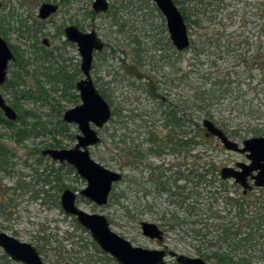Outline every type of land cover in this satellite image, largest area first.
Returning a JSON list of instances; mask_svg holds the SVG:
<instances>
[{"label": "rangeland", "instance_id": "obj_1", "mask_svg": "<svg viewBox=\"0 0 264 264\" xmlns=\"http://www.w3.org/2000/svg\"><path fill=\"white\" fill-rule=\"evenodd\" d=\"M94 1L1 0L0 36L6 39L16 58L9 63L8 78L0 86V93L11 106H18L15 109L19 114L29 110L34 115L24 116L30 131L22 141L15 138L19 122L14 128L0 124V142L8 156L6 166L0 168V230L33 244L45 264H119L61 206L60 198L66 188L79 194L87 181L70 164L42 154L47 148L73 147L80 133L78 125L63 120L66 110L81 103L75 84L84 77L82 59L77 44L68 41L64 33L66 26L77 25L84 32L95 30L105 44L102 51L94 53L92 77L112 108V118L107 124L99 129L92 125L101 141L89 147L90 154L102 165L122 173L107 205L98 206L80 194L77 205L88 213L106 215L111 229L135 246L171 249L190 256H199L197 249L207 255L218 248L227 251L226 242L216 243L214 238L213 224L221 221L214 212L222 211L220 214L229 221L234 219L235 210L225 208L221 200L212 199L209 191L220 187L216 177L210 173L207 181L198 185L188 166L197 164L203 170L210 161H218L221 170L237 162H248L246 156L225 149L212 135H206L211 140L195 143L183 152L173 151L171 145L161 153L158 151L166 148L164 143L172 130L179 134L176 138H181V129L174 128V124L164 129L165 121L170 110H182L180 101L191 106L187 99L193 94L192 86L201 80L197 74L214 72L218 66L230 67L240 60L223 52V48L205 49L200 56L203 63L194 58L192 46L177 51L154 0H107L106 12H96ZM43 3L59 4V9L49 18L41 19L39 9ZM190 4L214 17L195 35L188 27L190 41L195 37L203 40L206 29H225L227 38L251 41L252 46L243 42L236 50L252 55L261 35L264 40V0H192ZM221 18L224 21L219 22ZM18 56L24 58V65ZM247 88L243 82L242 89ZM254 95L255 91L249 89L246 97ZM197 115L194 112V117ZM243 118V123L229 131L216 125L241 144L254 136L245 133L256 125L246 116ZM203 119H200L202 126ZM183 129L189 136L196 132L188 120ZM152 130L161 131L153 143L149 141ZM123 140L129 151L142 149L141 160L124 161ZM153 168L156 170L150 173ZM175 177L177 185L185 188L183 193L182 188L174 186ZM214 179L215 183H211ZM160 181L172 187V193L159 188ZM227 181L230 195L238 197L243 188L232 179ZM250 192L259 193L258 189ZM174 213L182 219L180 224L170 220ZM141 221L167 226L164 240L146 237ZM256 243L252 264H264V238ZM233 250L235 259L244 251ZM201 257L208 264H217L215 258ZM166 259V264H178L172 257ZM0 264L22 263L10 259L0 248Z\"/></svg>", "mask_w": 264, "mask_h": 264}, {"label": "water", "instance_id": "obj_2", "mask_svg": "<svg viewBox=\"0 0 264 264\" xmlns=\"http://www.w3.org/2000/svg\"><path fill=\"white\" fill-rule=\"evenodd\" d=\"M166 17L167 27L175 47L184 51L190 46V34L182 12L173 0H155ZM1 7V0H0ZM93 7L96 12L108 10L107 0H95ZM58 10V5L43 3L39 9L41 19L48 18ZM69 41L75 42L81 55V70L84 77L79 79L75 86L79 92L81 103L66 110L63 120L66 123L78 125L80 133L76 136L77 142L71 148H47L42 151L50 155L55 161L67 162L77 173L87 181V186L79 193L86 196L98 205L108 202L113 184L121 181L122 173L109 169L96 161L90 154V146L101 141L97 129L102 128L112 118V108L103 97L92 77L94 52L101 50L104 43L95 30L83 32L76 25L65 28ZM15 55L6 41L0 36V86L6 83L10 61ZM0 109L9 120L16 121L18 113L2 93H0ZM97 129H95L93 126ZM206 135L219 139L227 150L244 154L248 162H237L235 166H224L220 170L221 178L232 179L235 184L243 188L246 194L253 187L264 188V135L253 136L239 142L231 139L212 120H203ZM78 193L67 188L61 195V205L65 213L74 215L81 225L90 231L92 238L101 249L113 256L119 264H165V257L171 256L179 264H208L202 257L190 256L173 250L149 249L135 246L127 238L111 229L106 215L88 213L76 204ZM142 233L156 240L164 239V231L154 222L141 221ZM0 247L11 258L24 264H45L38 249L31 243L21 241L6 232L0 231Z\"/></svg>", "mask_w": 264, "mask_h": 264}, {"label": "trees", "instance_id": "obj_3", "mask_svg": "<svg viewBox=\"0 0 264 264\" xmlns=\"http://www.w3.org/2000/svg\"><path fill=\"white\" fill-rule=\"evenodd\" d=\"M191 1L192 0H174L176 4L181 5L180 10L182 15L186 23H188V27L193 30V35H195L198 29L202 30V28H205L203 26H205L207 22L211 23L214 17L207 15L206 11L198 9L196 5L190 4ZM222 21H224V19H219V22ZM224 30L225 29H222V31H220L217 28H209L206 29L203 40L197 37H195V39L191 38L189 47L192 46L195 51L194 58H196V61H202L200 60V56L202 53H205V49L223 48V52H226L229 56H233L234 59H239L240 63L233 64L230 67L218 66L214 72L205 71L197 74L198 78L201 80L198 85H191L193 94L189 95L187 99L189 102L191 101L195 104L194 108L196 110L193 109L194 105L191 102V106H189L188 103L180 101L178 105L182 107V110L173 109L168 112L164 129L167 130L170 124H174V128L177 127L181 129V138H176L179 134H176L175 129L172 130V133L168 135V139H166L164 143L166 148L160 149L158 152L161 153L163 150L169 149L167 147H170V145L173 151L178 149L183 152V150L190 149L195 143L198 144L211 140V137L207 138L204 133V128L200 123L201 117H204V119L208 118L229 131L233 126L243 123V116H246L249 121H255L256 125L247 129L245 134L252 133L254 136L264 135V40L261 38V35L260 43L259 46H256L255 54L247 55L236 49H239L243 42L249 46H252L253 43L241 38H227ZM198 41H200V43H198ZM234 52L237 53L235 54ZM18 61L24 65L25 60L21 56H18ZM201 63H203V61ZM215 63L216 62H214V64ZM242 67L243 69H241ZM254 69H256L257 72ZM244 73L248 74L243 77ZM254 81L257 82L253 86ZM243 82L248 85L247 90L242 89ZM249 89L255 91V98L246 97ZM255 99L257 100L256 102ZM176 103L177 102H174V104ZM217 104L218 106H216ZM13 107L17 108L18 106L14 104ZM178 111L181 112V116L178 115ZM194 112H198L197 117H194ZM27 115H34V113L26 110L23 111L22 114H19V126L18 130L15 132V138L17 137L16 139L18 141H22L29 134L30 130L27 127L28 123L24 117ZM187 120L195 126L196 130V132L190 136L187 131L183 129V127L186 126ZM16 123L17 122L7 120L0 110V124L14 128ZM160 133L161 131H150L149 141L152 143L155 142V137ZM115 137L114 135V139H116ZM122 142L124 144L122 147V156L125 162L130 158L134 159V161L135 159H142L144 154L141 148L132 152L126 149V141L123 140ZM158 147L160 148L161 146ZM7 160V150H5L3 143L0 142V168L6 166ZM208 165L209 166L203 170H200L199 166L193 163L188 167L191 169V175L197 178L198 185L206 182L207 176L210 173L213 177H216L220 181V187L216 191H209L210 195H212V199L217 202L219 200L223 201L225 208L234 209L235 214L233 216L234 219L227 221V216L220 214L222 211H218V214L214 212V214L218 216L217 219L221 220L219 221L220 223L213 224L215 232L214 238L216 239V243L221 241L226 242L227 251L218 248V251H214L211 255H207L202 254L201 249H197V254L199 256H205L206 259L215 258L217 264H252L255 259L254 252H257L255 248L256 242L264 238V188H258L259 193L250 192L243 194L242 191L239 193L238 197H234L230 195V184L220 176L221 166L219 162L210 161ZM154 170L156 169H151L150 173H154ZM215 179L210 182L215 183ZM177 180L178 177H175L176 183H174V186L182 188L181 193H183L185 188L177 185ZM233 185L236 186L235 184ZM158 186L163 191L172 190V187H169L162 181L158 182ZM212 207L213 206H211V208ZM170 220L172 223L176 222L175 224H180L182 222V219L175 213L172 214ZM227 224L229 225L227 226ZM161 226L165 227V231H167V226ZM174 226V224L170 225L171 228H174ZM243 229L246 231H243ZM236 248L244 250L237 259H235L234 254L236 252L233 250Z\"/></svg>", "mask_w": 264, "mask_h": 264}, {"label": "flooded vegetation", "instance_id": "obj_4", "mask_svg": "<svg viewBox=\"0 0 264 264\" xmlns=\"http://www.w3.org/2000/svg\"><path fill=\"white\" fill-rule=\"evenodd\" d=\"M155 1V0H154ZM174 1V0H173ZM108 2V1H107ZM155 3H156V1H155ZM53 4V3H52ZM176 4V3H175ZM56 5H58V9H59V4H56ZM108 5H109V3H108ZM156 5H157V3H156ZM177 5V4H176ZM157 7H158V5H157ZM177 7H178V5H177ZM179 8V7H178ZM108 9H109V7H108ZM158 9H159V11L161 12V15H163V17H164V19L166 20V17H165V15L162 13V11L160 10V8L158 7ZM180 9V8H179ZM58 11V10H57ZM56 11V12H57ZM108 11V10H107ZM181 11V10H180ZM55 12V13H56ZM52 14H54V13H52ZM51 14V15H52ZM50 15V16H51ZM49 16V17H50ZM48 17V18H49ZM68 26H70V25H68ZM68 26H66V27H68ZM77 26V25H76ZM65 27V28H66ZM78 27V26H77ZM166 27H167V21H166ZM65 28H64V33H65ZM79 28V27H78ZM80 29V28H79ZM81 30V29H80ZM165 30V29H164ZM167 30H168V27H167ZM82 31V30H81ZM84 32V31H83ZM168 33H169V30H168ZM65 35H66V33H65ZM159 35H161V31L159 32ZM169 36H170V33H169ZM66 38H67V40H68V37H67V35H66ZM170 39H171V37H170ZM69 41V40H68ZM102 41V40H101ZM70 42H72V41H70ZM171 42H172V40H171ZM75 43V42H74ZM104 43V42H103ZM172 44H173V42H172ZM174 45V44H173ZM104 46H105V44H104ZM104 46H103V48L101 49V50H97V51H102L103 49H104ZM159 46H160V42H159ZM174 47H175V45H174ZM176 48V47H175ZM79 49V48H78ZM177 49V48H176ZM177 51H180V50H178L177 49ZM96 52V51H95ZM94 52V53H95ZM181 52V51H180ZM80 53V52H79ZM82 59V58H81ZM93 62H94V60H93ZM81 67V66H80ZM7 101V100H6ZM9 104V103H8ZM13 107V106H12ZM15 109V108H14ZM1 110V109H0ZM16 110V109H15ZM2 111V110H1ZM17 111V110H16ZM3 112V111H2ZM18 113V112H17ZM4 114V113H3ZM5 116V115H4ZM6 118V117H5ZM18 118H19V113H18ZM18 118H17V120L16 121H12V120H9V119H7V120H9V121H12V122H18ZM69 124H73V123H69ZM45 150V149H44ZM43 154V153H42ZM44 155V154H43ZM50 156V155H49ZM51 157V156H50ZM54 160V159H53ZM65 163V162H64ZM67 163V162H66ZM72 166V165H71ZM76 170V169H75ZM115 184L116 183H114L113 184V187H112V190H111V192H110V194H109V199H108V202L105 204V205H107L108 203H109V201H110V198H111V195H112V193H113V190H114V186H115ZM258 188H262V187H253V189L252 190H254V189H258ZM67 189V188H66ZM70 189V188H69ZM0 190H1V186H0ZM251 190V191H252ZM73 191V190H72ZM250 191V190H249ZM248 191V192H249ZM75 192V191H74ZM247 192V193H248ZM63 193V192H62ZM77 193V192H76ZM246 193V194H247ZM80 194V193H79ZM78 194V195H79ZM244 194V193H243ZM78 195H77V198H78ZM81 195V194H80ZM82 196H84V195H82ZM85 198H87L86 196H84ZM88 199V198H87ZM60 200H61V198H60ZM88 200H90V199H88ZM92 203H94V204H96L95 202H93L92 200H90ZM76 204H77V199H76ZM96 205H98V204H96ZM105 205H98V206H105ZM62 206V205H61ZM78 206V205H77ZM79 207V206H78ZM80 208V207H79ZM67 214V213H66ZM72 216H74V215H72ZM76 217V216H75ZM76 219H77V217H76ZM109 220V219H108ZM79 222V221H78ZM110 222V221H109ZM160 228H162L161 226H160ZM162 230L164 231V238H165V230L162 228ZM0 231H3V230H0ZM3 232H5V231H3ZM7 233V232H6ZM9 234V233H8ZM9 235H11V236H14V235H12V234H9ZM14 237H16V236H14ZM147 237V236H146ZM17 238V237H16ZM149 238V237H148ZM17 239H19V238H17ZM151 239V238H150ZM20 240V239H19ZM154 240H156V239H154ZM164 240V239H163ZM163 240H161V241H163ZM22 241V240H21ZM157 241H159V240H157ZM25 242V241H24ZM29 243V242H28ZM33 245V244H32ZM3 251H4V249L2 248V247H0ZM101 248V247H100ZM154 249H157V248H154ZM164 250H171V249H165V248H163ZM163 249H161V250H163ZM174 251V250H173ZM5 252V251H4ZM177 252V251H176ZM40 253V252H39ZM180 253V252H179ZM5 254L6 255H8L9 256V258L10 259H12L13 261H16V260H14L13 258H11L10 257V255L9 254H7L6 252H5ZM111 256V255H110ZM113 257V256H112ZM167 257H171V256H167ZM167 257H165V260H167L166 258ZM194 257V256H193ZM199 257H201V256H199ZM114 258V257H113ZM172 258H174V257H172ZM204 259V258H203ZM174 260L176 261V259L174 258ZM205 260V259H204ZM44 261V260H43ZM206 261V260H205ZM17 263H22V262H18V261H16ZM177 262V261H176ZM207 262V261H206ZM178 263V262H177ZM208 263V262H207ZM22 264H24V263H22ZM67 264H70V263H67ZM166 264V263H165ZM179 264V263H178Z\"/></svg>", "mask_w": 264, "mask_h": 264}]
</instances>
